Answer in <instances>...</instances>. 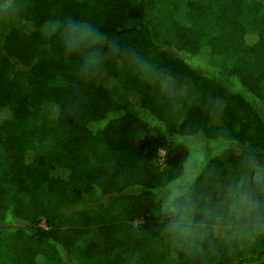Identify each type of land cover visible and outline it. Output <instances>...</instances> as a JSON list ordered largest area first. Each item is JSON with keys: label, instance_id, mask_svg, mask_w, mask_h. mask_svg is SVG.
I'll list each match as a JSON object with an SVG mask.
<instances>
[{"label": "trees", "instance_id": "trees-1", "mask_svg": "<svg viewBox=\"0 0 264 264\" xmlns=\"http://www.w3.org/2000/svg\"><path fill=\"white\" fill-rule=\"evenodd\" d=\"M0 264H264V0H0Z\"/></svg>", "mask_w": 264, "mask_h": 264}, {"label": "clouds", "instance_id": "clouds-1", "mask_svg": "<svg viewBox=\"0 0 264 264\" xmlns=\"http://www.w3.org/2000/svg\"><path fill=\"white\" fill-rule=\"evenodd\" d=\"M101 37L91 25L85 22L68 21L63 32V42L68 51H83L98 44ZM99 66L98 54H89L81 71L88 74Z\"/></svg>", "mask_w": 264, "mask_h": 264}, {"label": "rangeland", "instance_id": "rangeland-1", "mask_svg": "<svg viewBox=\"0 0 264 264\" xmlns=\"http://www.w3.org/2000/svg\"><path fill=\"white\" fill-rule=\"evenodd\" d=\"M201 147V143L200 142H197L196 144H195V149H199ZM162 155H163V153H162Z\"/></svg>", "mask_w": 264, "mask_h": 264}]
</instances>
